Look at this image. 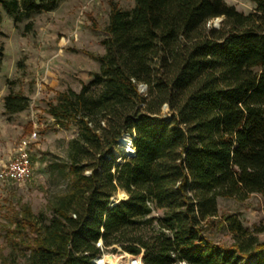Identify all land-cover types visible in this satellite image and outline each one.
<instances>
[{
  "label": "trees",
  "instance_id": "16d2710c",
  "mask_svg": "<svg viewBox=\"0 0 264 264\" xmlns=\"http://www.w3.org/2000/svg\"><path fill=\"white\" fill-rule=\"evenodd\" d=\"M59 1L0 5L18 16ZM251 1L248 13L226 0L112 4L106 50L90 53L100 70L46 109L78 135L50 222L24 202L13 213L10 232L26 245V264H107L99 258L119 248L144 264H264V241L237 215L217 221L231 244L209 233L220 197L264 196V0ZM221 16L219 27L209 25ZM4 104L23 111L30 97L9 92ZM126 136L133 154L119 143ZM119 190L128 197L115 201ZM0 264H9L6 255Z\"/></svg>",
  "mask_w": 264,
  "mask_h": 264
},
{
  "label": "rangeland",
  "instance_id": "374dc122",
  "mask_svg": "<svg viewBox=\"0 0 264 264\" xmlns=\"http://www.w3.org/2000/svg\"><path fill=\"white\" fill-rule=\"evenodd\" d=\"M226 1L246 13L255 8L251 0ZM134 3L135 0H60L53 10L18 16L7 13L0 5V168L14 155L23 138L37 132L29 145L34 163L31 179L24 184L0 183V254L8 257L9 264H26L28 253L26 245L10 232L19 202L28 203L42 224L49 223L54 215L52 206L67 191L70 181L68 170L63 171L61 165L70 161V141L77 137L78 130L75 125L65 128L57 124L47 106L57 102L61 91H80L93 79L100 62L90 53L103 54L106 50L103 39L107 37L105 26L112 4L130 10ZM215 21L216 18L209 25L215 26ZM93 91L98 93L100 89L93 87ZM9 92L28 95L29 107L7 112L4 99ZM112 151L119 159L120 149L114 146ZM120 191L116 200H122ZM218 203L219 216L209 230L215 241L229 245L234 240L227 228L218 226L217 221L226 214L237 215L264 241L263 195L251 194L244 200L220 197ZM27 235L32 232L26 231ZM112 253L118 262L127 257L120 248Z\"/></svg>",
  "mask_w": 264,
  "mask_h": 264
},
{
  "label": "built area",
  "instance_id": "2783aa9c",
  "mask_svg": "<svg viewBox=\"0 0 264 264\" xmlns=\"http://www.w3.org/2000/svg\"><path fill=\"white\" fill-rule=\"evenodd\" d=\"M33 122L35 124V121ZM36 137L37 132L33 131L28 137H25L21 140L20 145L15 151L14 155L0 168V183L13 182L17 184H24L31 179L34 173V163L29 154V145L32 140L36 139ZM123 138L119 141V143H121L120 145L124 147L127 153L133 154L135 148L133 147L131 138H129V141L131 142L132 148H134V150L122 143ZM124 258L125 260H121L119 264H144L142 254L132 255L127 253V257Z\"/></svg>",
  "mask_w": 264,
  "mask_h": 264
},
{
  "label": "water",
  "instance_id": "95a60500",
  "mask_svg": "<svg viewBox=\"0 0 264 264\" xmlns=\"http://www.w3.org/2000/svg\"><path fill=\"white\" fill-rule=\"evenodd\" d=\"M222 19H223V17L221 16V17H217L216 18V27H219V25H220V22L222 21ZM146 88V85H140V89H145ZM126 137H128V136H126ZM130 137H128V139H129ZM101 258H105V261H107V262H109L110 264H119V262L118 261H115L113 258H114V253H112V252H109V253H105V254H103L99 259H101Z\"/></svg>",
  "mask_w": 264,
  "mask_h": 264
},
{
  "label": "bare ground",
  "instance_id": "6f19581e",
  "mask_svg": "<svg viewBox=\"0 0 264 264\" xmlns=\"http://www.w3.org/2000/svg\"><path fill=\"white\" fill-rule=\"evenodd\" d=\"M127 141H128V138L125 137V138L123 139V142H127ZM119 195H120V198H121V199H125V198L127 197L125 191H123V190L120 191ZM114 200H115V201H118V200H116L115 198H114Z\"/></svg>",
  "mask_w": 264,
  "mask_h": 264
}]
</instances>
